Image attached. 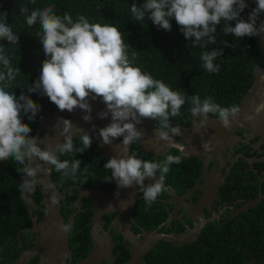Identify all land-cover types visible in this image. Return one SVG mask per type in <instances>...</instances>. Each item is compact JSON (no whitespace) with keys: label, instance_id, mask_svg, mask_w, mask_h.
I'll use <instances>...</instances> for the list:
<instances>
[{"label":"clouds","instance_id":"clouds-1","mask_svg":"<svg viewBox=\"0 0 264 264\" xmlns=\"http://www.w3.org/2000/svg\"><path fill=\"white\" fill-rule=\"evenodd\" d=\"M254 2L256 6L246 19L241 17L248 7L246 0H144L140 6L131 5L130 12L136 22L142 23L147 16L165 31L171 30L170 20L174 19L185 39L192 41L193 47L207 49L208 45L217 43L214 34L222 22L225 35L233 34L241 39L245 36L260 37L264 33V21L259 20L264 14V0ZM54 7L48 5L33 9L30 14L27 7L21 8L28 26L39 21L42 32L37 35L46 57L42 61L39 78L29 85L27 92L47 96L60 111L83 110L85 122L92 120L89 98H100L105 108L98 116L104 119L111 115V122L101 128L93 125L97 131L96 138L110 145L114 139L123 137L120 145L127 153L114 155L103 165L111 172L103 181L115 182L118 188L136 185L143 193L146 206L150 207L166 190L165 176L171 165L181 163V156L169 153L163 160H144L138 158L135 152L129 153V146L145 136L137 125L146 118L157 120L158 141L171 142L172 136L181 135V129L173 127L169 120L181 114L186 102L190 104L191 116L202 117L201 127L206 125L208 114L212 113L218 116L224 128L229 129L239 117L240 108L238 105L221 107L211 97L202 100L199 95L189 96L173 90L162 80L154 79L150 73L134 65L135 53L129 57L128 45L116 26L90 23L84 15H78L74 21L69 13L57 15ZM0 40L18 43V36L7 23V13H0ZM222 55L221 48L203 51L201 67L209 73H218L220 65L214 61ZM0 64L6 69L0 71V161L11 159L21 166L23 176L19 190L22 193L34 191L37 184L45 191L53 188L51 182L42 179L52 171L50 167L60 173L61 178L75 180L81 161L61 160L60 157L88 150L93 144L92 134L77 128L82 147L75 146L74 126L70 120L61 118L58 120L62 125L59 135L63 137V143L49 141L45 144L40 137L31 136L32 130L23 122L22 113L29 121H34L41 106L24 92L17 97L9 90L10 82L21 71L19 67L12 66L3 45H0ZM260 108L264 105L257 108L258 112ZM41 143L45 145L43 148L39 146ZM84 172H87V165ZM146 178H152L154 182L146 185ZM50 200L55 205L59 197L53 192ZM59 228L68 231L70 225L60 224Z\"/></svg>","mask_w":264,"mask_h":264},{"label":"flooded vegetation","instance_id":"flooded-vegetation-1","mask_svg":"<svg viewBox=\"0 0 264 264\" xmlns=\"http://www.w3.org/2000/svg\"><path fill=\"white\" fill-rule=\"evenodd\" d=\"M261 65L262 61L256 68ZM249 88L261 97L264 79L252 87L250 83ZM254 107L249 109L252 116L257 114ZM210 118L218 116L209 113L206 125L201 127L202 117L189 113L172 125L197 133L192 139L174 137L176 143L193 151L199 148L196 153L184 154L171 148L154 158L136 142L129 146V153L135 152L144 160H163L169 153L181 156V163L171 165L165 176L166 190L150 207L137 186L130 208L120 193L117 200L104 196L118 189L115 182L103 181L111 172L103 167L106 161L98 149L99 156L91 158L99 167L93 170V181L67 184L51 173L55 187L62 192L61 223L55 220L53 225H70L68 231H61L63 236L66 232V250L59 257H51L49 248L38 244L39 227L34 228L33 223L41 220L45 201L37 184L27 202L20 198L24 209L21 215L27 220L12 238H1L0 264H196L201 254L206 261V252L211 256L212 247L216 249L219 244L230 251L228 264L264 262V129L257 120L241 119L240 124L216 132ZM222 134L221 147L209 148ZM153 182L148 178V184ZM80 189L103 194L92 198ZM158 235L152 242L150 236Z\"/></svg>","mask_w":264,"mask_h":264},{"label":"trees","instance_id":"trees-1","mask_svg":"<svg viewBox=\"0 0 264 264\" xmlns=\"http://www.w3.org/2000/svg\"><path fill=\"white\" fill-rule=\"evenodd\" d=\"M248 7L241 13L242 18H247L250 11L256 6L254 0H246ZM144 0H0V13H7V23L18 36V43H9L0 40V45L5 48L12 66L19 67L21 73L14 81L10 82V91L17 97L24 92L41 106L40 112L34 121H29L22 113L23 122L33 128L49 112L57 109L47 96L39 93H28L27 88L33 84L40 75L42 61L46 58L43 46L37 33L42 32L39 21L33 26H28L25 14L21 8L42 9L54 5L57 15L69 13L75 21L78 15H84L90 23L111 24L116 26L123 34V39L128 45L129 57L135 53L134 65L142 71L150 73L154 79L162 80L173 90L184 92L187 95H199L201 99L211 97L212 101L221 107H230L238 102L239 97L249 87L254 68L260 66L262 57L257 46L258 37L236 38L233 34L225 35L222 31L223 22L217 26L214 34L217 40L215 45H208L207 49L193 47L192 41L185 39L175 20H170V31L158 28L146 16L144 21L136 22L131 16L130 7L133 4L140 6ZM261 16V15H260ZM260 20V17H259ZM259 22V21H258ZM234 26V22H233ZM194 40V38H193ZM227 41L225 45L224 42ZM221 48L223 55L218 56L214 63L220 65L218 73H209L201 65V53L205 50ZM0 71H6L0 64ZM190 104L186 102L181 108V114L170 118L171 125L189 116ZM156 124L159 121L155 120ZM93 136V135H92ZM95 137L92 146L83 153L61 156L63 159H78L81 168L75 180L84 182L93 181L99 169L91 161L98 155ZM74 145L82 147L80 138L73 140ZM100 158V157H99ZM100 160V159H99ZM87 165V175L82 177L84 167ZM21 166L14 164L11 159L0 161V244L1 238H12L15 230L27 218L22 214L21 200L18 195L19 184L23 173ZM52 177L63 183L70 184L72 179H63L61 174L52 168ZM200 255L196 264H228L230 251L219 244L216 249L212 247L211 256L208 252ZM192 264V263H190Z\"/></svg>","mask_w":264,"mask_h":264},{"label":"water","instance_id":"water-1","mask_svg":"<svg viewBox=\"0 0 264 264\" xmlns=\"http://www.w3.org/2000/svg\"><path fill=\"white\" fill-rule=\"evenodd\" d=\"M260 21H264V14H261ZM257 46L260 51V55L262 57V65L259 68H255L252 72V82L251 87L255 84L261 82L264 79V33L260 35L257 39ZM251 89H247V91L240 97L238 101V106L240 108V114L239 117L232 122V126H235V124H240V120L243 119L244 121H253L257 120L256 123L260 125L264 129V108H260V111H257V108L261 105H264V92L259 97V94L256 90L250 91ZM255 102L254 103H252ZM89 103L92 106V120L90 122H85L83 120V116L85 115L84 111L77 108L72 112H68L67 110L60 111L58 108L49 112L46 114L35 126L34 132L32 134L33 137H38L40 133L43 135L41 136V139L44 141V143H48L51 141L53 144L55 143H63V137L59 135L62 125L58 122L59 119H68L73 124L72 134L73 138L76 136H79V133L77 132V128H83L85 131L90 132L97 137V131L93 128V125H96L98 128L105 127L111 122V115H109L107 118L100 119L98 116V113L104 110L105 105L102 102L100 98H97L95 100H92L89 98ZM255 106L253 111L255 112L256 116H252L251 113H249V109L252 106ZM210 121L212 123V128L216 130V132H224L226 128L222 126L219 119H213L210 118ZM253 123H255L253 121ZM195 125V124H194ZM138 128H140L142 131L145 132V136L141 141H137L139 147L141 150L149 152L154 158L156 156H162L165 152H167L171 148L178 149L179 151H183L184 154L189 152H198L199 148L196 147L195 151L191 149L188 146H182L181 144H178L174 141V137H179L181 139H192L194 136L197 135V133H191L190 130L185 129L184 127H180L181 129V135H176L171 137V142H165V141H158L156 130L157 126L154 124L153 120L151 118H146L142 120V123L140 125H137ZM177 127V126H174ZM171 135V134H170ZM113 140L112 144L106 145L102 143V141L98 138H96V146L98 151L100 152L101 156L104 158V160L107 162L112 156H120L122 154L126 155L127 153H124L120 143L123 140V137H120L119 141ZM216 142L213 143L210 147H215L217 145L218 148L221 147V143L224 140V135L222 134L220 138H216ZM44 143L39 144L41 148H43L45 145ZM45 167H50L49 165H45ZM51 170V167H50ZM42 179L51 182L53 185V188L48 189L47 191L43 190L42 187L40 188V194L43 197L44 202V213L41 217V220L37 225L33 223V227H39L40 235L38 236V244H43L49 248V254L51 257L53 256H60L61 251L65 248L66 250V232L65 236L61 233V229L59 228L58 224L56 227L53 225L55 220H59L60 222V216H59V202L55 205L51 203L50 196L53 192H55L58 197L60 198L62 195V192L57 190L55 188L52 179H51V172L49 171L47 176H43ZM158 179V177H157ZM148 178L145 179V184H148ZM117 186V184H116ZM115 193L106 194L104 196L118 199L117 195L120 193L121 195L126 197V205L131 207V205L134 203L135 197L137 195V189L136 185H133L130 188H118ZM80 192L82 194L90 196L92 198H95L97 195H102L103 192L100 191H94L92 190H83L80 189ZM30 192H21L20 198L23 199L25 202L29 199ZM122 202V201H121ZM61 223V222H60ZM158 236H150L152 239V242L155 241V239ZM147 237V236H146ZM98 247V244L95 246V250ZM94 248V246H93ZM246 264H264L262 263H254V262H248Z\"/></svg>","mask_w":264,"mask_h":264},{"label":"bare ground","instance_id":"bare-ground-1","mask_svg":"<svg viewBox=\"0 0 264 264\" xmlns=\"http://www.w3.org/2000/svg\"><path fill=\"white\" fill-rule=\"evenodd\" d=\"M42 135H43V134H42V133H40L38 137H40V138H41V136H42ZM76 138H79V136H76V137H74V138H73V140H74V139H76ZM52 182H53V184L55 183L53 180H52ZM54 186H55V185H54ZM55 188H56V187H55ZM60 198H61V197H60Z\"/></svg>","mask_w":264,"mask_h":264}]
</instances>
